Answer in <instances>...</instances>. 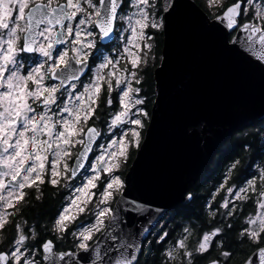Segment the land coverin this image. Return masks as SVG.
Masks as SVG:
<instances>
[{"label": "snow or ice", "instance_id": "1", "mask_svg": "<svg viewBox=\"0 0 264 264\" xmlns=\"http://www.w3.org/2000/svg\"><path fill=\"white\" fill-rule=\"evenodd\" d=\"M126 6L135 12L121 15ZM169 7L174 11L176 5ZM205 9L229 30L223 32L225 47L242 45L264 72V0H232L227 4L225 0H206ZM118 20L127 21L125 31L131 32L124 38L127 43L120 54L126 60L124 67H119L116 57L104 55L103 50L110 45L98 42L117 30ZM169 23L153 0H0V234L12 230L7 250L0 248V264H139L142 244L129 240L131 233H123V217L113 201L124 206V213L138 217L149 209L135 199L124 198L125 182L116 172L121 161L128 159L129 150L141 146L142 129L149 118L140 107L146 99L138 87V71L141 63L147 64V53L141 56L132 49L151 51L149 41L154 37L148 30H167ZM234 32L237 35L233 36ZM57 45L67 46L58 49ZM89 61L95 70L89 67L85 81L82 74ZM114 92L119 110L109 129L134 127L121 131L118 139L109 137L106 148L101 146V154L88 165L92 175L75 188L76 195L52 218L48 230L53 238L43 239L27 221L17 222L13 217L29 196L27 190L39 193L46 183L53 189L62 182L65 187L69 181L74 184L77 170L85 167L83 160L100 135L94 126H88L89 121L105 106L113 107ZM77 145L83 151L73 166L68 161ZM117 146L118 151L114 150ZM4 177H10L9 184ZM227 193L233 199L222 198L219 207L227 210L224 216H235L239 210L236 201H253L259 209L246 218L236 235L241 244L247 243L258 252V262L252 254L240 264H264V166L243 184L227 187ZM87 213H91L92 222L77 223L81 214ZM233 227V223H222L203 231L194 247L187 243L191 230L186 227L183 231L188 235L165 249L164 255L170 262L179 259L180 264H230L235 253L224 250L222 237ZM145 232H149L147 227L139 235ZM69 236L74 250L57 251V241ZM102 236L113 243L101 241ZM169 236V232H162L155 242H165ZM217 249L218 255L209 259Z\"/></svg>", "mask_w": 264, "mask_h": 264}, {"label": "water", "instance_id": "2", "mask_svg": "<svg viewBox=\"0 0 264 264\" xmlns=\"http://www.w3.org/2000/svg\"><path fill=\"white\" fill-rule=\"evenodd\" d=\"M160 4L170 23L161 31L160 60L152 71L154 98L141 146L122 177L124 198L135 199L149 211L138 217L113 203L123 217V233H131L129 240L136 239L142 247L170 209L189 203L188 190L217 149L241 127L264 119V72L255 58L242 45L225 47L223 32L229 30L195 0ZM169 5H176L175 10ZM113 38L114 33L101 42ZM76 163L74 158L72 165ZM145 227L149 232L139 235ZM101 241L113 243L104 236ZM252 254L258 262V252Z\"/></svg>", "mask_w": 264, "mask_h": 264}, {"label": "trees", "instance_id": "3", "mask_svg": "<svg viewBox=\"0 0 264 264\" xmlns=\"http://www.w3.org/2000/svg\"><path fill=\"white\" fill-rule=\"evenodd\" d=\"M195 1L209 15L205 9L206 0ZM231 2L232 0H225L226 4ZM157 3L160 5V0H157ZM209 16L212 17L211 15ZM153 40L157 65L162 45V32H154ZM142 78L141 85L145 86V93L149 96L145 105L149 112L154 97L152 72L150 71L146 77L144 75ZM135 151L136 149L130 151L129 159L123 171H121V176L124 175ZM236 161H240V163L233 168L232 165ZM258 164L264 165V119L241 127L217 149L210 162L201 171L196 183L188 190L187 193L191 194L189 203H180L170 209L159 222L152 236L144 243L143 250L138 256L139 264H180L177 261H168L164 255V250L166 243L172 238L174 239L175 234L177 235L182 226L187 225L190 227L193 235L189 237L187 243L190 247H194L197 237L202 231L212 229L222 225V223H233L234 225L231 231L222 238L225 244L224 250H230L235 253L230 264H240V261L255 250L249 244H241L236 239L237 232L243 225L242 218L253 210V201L241 204L235 216L229 218L221 215L220 209L216 207V202L213 200L212 195L222 184L226 174L229 177L228 183H238L250 176ZM28 192L29 196L19 206V214L16 215V219H13L16 221L20 220L21 223L27 221L28 226L35 227L43 239L53 238L54 234L48 229L52 218L57 215L61 207L64 195L63 189L60 192L58 188L53 189L52 186L45 184L39 193L36 190ZM37 195H40L39 200L36 199ZM210 213H216V215L213 217ZM163 231L169 232L170 236L165 242L157 244L155 241ZM11 232L12 230L9 228L7 232L0 234V240L4 241V243L0 244V248L7 250V239L11 236ZM57 243L60 245L56 249L58 251L74 250L70 247V239L57 241ZM219 251L220 249L213 251L209 259L216 257Z\"/></svg>", "mask_w": 264, "mask_h": 264}, {"label": "rangeland", "instance_id": "4", "mask_svg": "<svg viewBox=\"0 0 264 264\" xmlns=\"http://www.w3.org/2000/svg\"><path fill=\"white\" fill-rule=\"evenodd\" d=\"M153 2L156 3L157 6H158V8L160 9V5H158L157 0H153ZM133 12H135V9L128 6V10L123 11L121 13V15H131ZM160 15L162 16L161 11H160ZM135 18L136 17L133 16V21L135 20ZM118 24L120 26L118 27L116 43L111 48V51H110L111 53L104 54V55L109 56L110 58L111 57H116L117 59L120 60L119 67H124L125 64H126V60L123 59V58H121V55L120 54L123 52V49H124V47H125V45L127 43L126 39H124V38L125 37H129L131 35V32H130V30L125 31V29H128V23H127V21H120L119 20V23ZM154 32L155 33H158L159 31H156V30H148V34L150 36H153V37H154ZM155 38H156V35H155ZM149 43H152L153 44V48H152L151 51H149L146 48L145 49H142V50L141 49H132L133 52L139 53L141 56H143L145 53H147V64L145 65V64L141 63L140 68H139V71H138V77L141 79V83L143 81L142 76L145 75V77H146L147 74L150 71L152 72L153 71V68H154V66L156 65V62H157V60H156V53H155V50H154V40L149 41ZM129 47L131 48V45H129ZM38 59H39V57H38ZM159 60H160V57H159ZM96 63H99V61H97ZM31 66H33V65L30 64L29 67H31ZM128 67L131 68V65L128 64ZM92 70L93 71L95 70V65H93ZM118 74L123 75V73H118ZM87 80H88V78L85 79V81H87ZM134 86H136V85H134ZM138 87L141 88L140 96L142 98H145L146 99V103L144 105L140 106V107H143L148 112V110L146 109V106L145 105L147 104V100H148V97L149 96L146 95L147 93H145V88H144L145 86L144 85L142 86L140 84V85H138ZM105 94H106V92H105ZM113 100H114V105H113L112 108H108L107 106H105V109L102 112H98L97 118H94L92 121H89V125L88 126L94 125L96 127V129L100 132V135L98 136V139L96 140V142H95V144L93 146L92 155H91L90 160L87 162V164L85 165V167L83 168V170L80 172L79 176H76L74 184H73L72 181H69L68 182V186L65 187L64 184H63V182H62L61 183V186L58 187V189H59L60 192H62V189H63V192H64L63 200H66L65 204H67L69 202V199L70 198H72V197H74L76 195L75 188L78 187V186H82V184L84 182H86V179L90 175H92V173H91V171L89 170V167H88L89 162L90 161L91 162H94L96 156H98V155L101 154V151H102V147L101 146H103L104 148L107 147V144L110 142L109 141V137H111V139H113V140L118 139V134L121 131H127L128 128L134 127L132 125H119L116 128H113L111 130L109 129L108 125L111 123L112 116L114 115L115 111L119 110V106L116 103V93L115 92L113 93ZM133 112H135V108H133ZM63 115L66 116L67 114L64 113ZM147 121H148V119L145 120V126L147 124ZM145 126H144V128L142 130L145 129ZM113 133H117V135H114ZM143 133L144 132H142V137H143ZM80 148H81V146L80 145H77L75 148L72 149V156H73V158L68 161L69 164L72 165V161L75 158V156L77 155V153L80 150ZM132 149H137V148H131L129 150V154H130V151ZM114 150L118 151L119 150L118 149V146ZM128 159H129V156H128ZM128 159L126 161H123V160L121 161V167L116 172L117 175H120L121 176V171H123L124 167L126 166V163H127ZM261 166H264V165L258 164L257 166H255V169H253V173H251L250 176H248L244 180H241L238 183H234V182L228 183L229 182L228 181V178L229 177H227L228 174L225 175L224 180L222 182V184H225V187L224 188H220V186H219V188L212 195V197H215V199H213V200L216 202V207L220 209V213H221L222 216H224V213L227 211L226 209L219 207L220 202H222V198L228 197L230 200L233 199L227 193V187L241 185V184H243V182L246 179L253 178L254 175L257 173L258 168L261 167ZM122 177L123 176H121V178ZM225 181H227V182L225 183ZM93 191H96V190H93ZM4 194L6 195V193H4ZM98 196H99V193L97 192L96 197H93V201L94 202L98 198ZM113 203H114V201H113ZM236 203L239 204V208H240V206H241L240 202L239 201H236ZM91 207H93V205H89V208H91ZM230 207H231V205H230ZM252 207H253V210L250 213H247L242 218V223L243 224L245 223V220H246V218L248 216L255 214L256 211H259L258 207L255 205L254 202L252 203ZM13 218L16 219V216H14ZM17 222H20V220H17ZM80 222H83L84 224H88V223L92 222L91 213L81 214V216L78 218L77 223H80ZM30 227H33V226H30ZM186 227L190 229V227L187 226V225L182 226L180 228V230L178 231L177 235L175 234L174 239L172 238V240H170V241H168L166 243L165 249L172 247L176 241H178L179 239H181L185 235H188V234L184 233V231H183V229L186 228ZM191 235H193V233ZM191 235L188 236V239H189V237ZM67 239H70V241H71V236H69ZM197 239H198V237H197ZM187 242H188V240H187ZM196 242H197V240H196ZM177 262H180L179 259L177 260Z\"/></svg>", "mask_w": 264, "mask_h": 264}, {"label": "flooded vegetation", "instance_id": "5", "mask_svg": "<svg viewBox=\"0 0 264 264\" xmlns=\"http://www.w3.org/2000/svg\"><path fill=\"white\" fill-rule=\"evenodd\" d=\"M125 10H128V6H126L125 7V9H124V11ZM121 14V13H120ZM117 23H119V20L117 21ZM117 32H118V28H117V30L114 32V38H113V40L111 41V42H107V43H102L101 41H98L99 43H101V44H103V45H105V46H109L110 45V47H106L103 51H104V54H109V53H111L110 51H111V48L115 45V43H116V38H117ZM67 45H57V48L59 49V48H63V47H66ZM37 59H38V57H37ZM89 67H93V64L91 63V61H89V65H87V72H86V74H84L83 76H82V78L85 80V79H87L88 78V76L90 75V73H89ZM55 83H59V81H55ZM3 169H0V171H2ZM4 179V182H5V184H9V182H10V177H4L3 178ZM45 185V184H44ZM44 185H41L40 186V191H41V189H42V187L44 186ZM46 185L47 186H51L50 184H47L46 183ZM30 190H35V189H29V190H27V191H30Z\"/></svg>", "mask_w": 264, "mask_h": 264}]
</instances>
